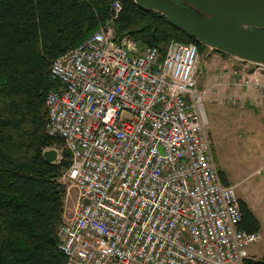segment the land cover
<instances>
[{
	"label": "built area",
	"instance_id": "obj_1",
	"mask_svg": "<svg viewBox=\"0 0 264 264\" xmlns=\"http://www.w3.org/2000/svg\"><path fill=\"white\" fill-rule=\"evenodd\" d=\"M249 64L231 86L264 102V65ZM51 73L63 87L47 97L46 131L71 153L63 180L79 194L58 232L67 264H246L260 233L241 228L215 161L197 43L116 41L108 24Z\"/></svg>",
	"mask_w": 264,
	"mask_h": 264
},
{
	"label": "trees",
	"instance_id": "obj_2",
	"mask_svg": "<svg viewBox=\"0 0 264 264\" xmlns=\"http://www.w3.org/2000/svg\"><path fill=\"white\" fill-rule=\"evenodd\" d=\"M116 2L122 5L118 17ZM108 24L116 41L130 36L141 46L163 47L175 39L197 43L200 54L207 49L134 0H0V264H67L58 232L72 155L64 140L47 134L46 100L63 87L52 77L55 61ZM54 150L61 158L49 163L46 154ZM220 175L230 185L221 170ZM240 208L241 228L259 232L241 199Z\"/></svg>",
	"mask_w": 264,
	"mask_h": 264
},
{
	"label": "rangeland",
	"instance_id": "obj_3",
	"mask_svg": "<svg viewBox=\"0 0 264 264\" xmlns=\"http://www.w3.org/2000/svg\"><path fill=\"white\" fill-rule=\"evenodd\" d=\"M200 66L199 84L215 161L259 222L260 241L247 252L250 259L264 261V102L256 90L231 86L233 73L238 71L241 78L252 68L249 63L207 48L200 54ZM231 97L242 99L234 103ZM63 182L68 186L65 220L75 216L79 194Z\"/></svg>",
	"mask_w": 264,
	"mask_h": 264
},
{
	"label": "water",
	"instance_id": "obj_4",
	"mask_svg": "<svg viewBox=\"0 0 264 264\" xmlns=\"http://www.w3.org/2000/svg\"><path fill=\"white\" fill-rule=\"evenodd\" d=\"M159 13L203 46L240 61L264 65V0H134ZM58 151L46 154L59 159ZM89 204V201L86 200Z\"/></svg>",
	"mask_w": 264,
	"mask_h": 264
},
{
	"label": "bare ground",
	"instance_id": "obj_5",
	"mask_svg": "<svg viewBox=\"0 0 264 264\" xmlns=\"http://www.w3.org/2000/svg\"><path fill=\"white\" fill-rule=\"evenodd\" d=\"M116 19V18H115Z\"/></svg>",
	"mask_w": 264,
	"mask_h": 264
}]
</instances>
